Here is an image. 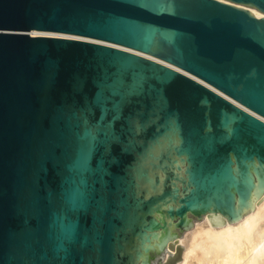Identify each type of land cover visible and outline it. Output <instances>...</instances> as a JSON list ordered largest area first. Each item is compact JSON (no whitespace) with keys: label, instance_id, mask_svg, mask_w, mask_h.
<instances>
[{"label":"water","instance_id":"95a60500","mask_svg":"<svg viewBox=\"0 0 264 264\" xmlns=\"http://www.w3.org/2000/svg\"><path fill=\"white\" fill-rule=\"evenodd\" d=\"M261 117L264 0H0V264H175L264 196Z\"/></svg>","mask_w":264,"mask_h":264},{"label":"bare ground","instance_id":"6f19581e","mask_svg":"<svg viewBox=\"0 0 264 264\" xmlns=\"http://www.w3.org/2000/svg\"><path fill=\"white\" fill-rule=\"evenodd\" d=\"M251 11L256 16L262 15L255 9H251ZM31 33L62 37L73 36L55 32L31 31ZM121 48L140 53L185 72L152 56L126 47ZM245 109L257 115L249 109ZM178 243H183L184 248L181 252V259L175 264H264V196L256 202L252 211L246 213L237 222L213 225L206 216L202 220L195 221L193 227L185 231L184 237L179 239Z\"/></svg>","mask_w":264,"mask_h":264},{"label":"rangeland","instance_id":"374dc122","mask_svg":"<svg viewBox=\"0 0 264 264\" xmlns=\"http://www.w3.org/2000/svg\"><path fill=\"white\" fill-rule=\"evenodd\" d=\"M184 234H185V232L182 234V236L179 238V239H181L182 237H184ZM179 244H181V245H183V248H184V244L183 243H179ZM183 250V249H182ZM182 250H181V252H182ZM178 262V261H177ZM176 262V263H177Z\"/></svg>","mask_w":264,"mask_h":264}]
</instances>
